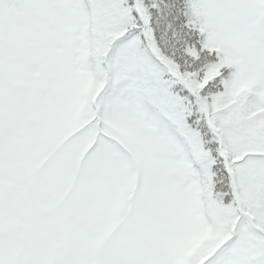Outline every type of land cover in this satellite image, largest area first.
<instances>
[{
	"label": "snow or ice",
	"instance_id": "snow-or-ice-1",
	"mask_svg": "<svg viewBox=\"0 0 264 264\" xmlns=\"http://www.w3.org/2000/svg\"><path fill=\"white\" fill-rule=\"evenodd\" d=\"M0 264H264V0H0Z\"/></svg>",
	"mask_w": 264,
	"mask_h": 264
}]
</instances>
